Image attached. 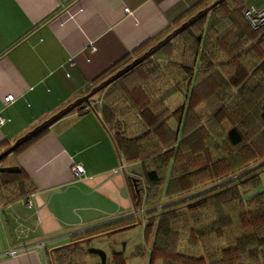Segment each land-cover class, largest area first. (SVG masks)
Instances as JSON below:
<instances>
[{
  "label": "trees",
  "instance_id": "trees-1",
  "mask_svg": "<svg viewBox=\"0 0 264 264\" xmlns=\"http://www.w3.org/2000/svg\"><path fill=\"white\" fill-rule=\"evenodd\" d=\"M213 1L191 7L176 27ZM242 6L243 0L217 4L95 94L92 109L72 111H97L122 159L140 163L137 209L151 203L143 214L146 246L137 254L147 250L150 264H264V25L250 26ZM159 40L138 46L112 73ZM11 144H0V153ZM33 189L22 171L0 172V201ZM136 220L111 221L86 235ZM96 237L53 248L52 264H89L88 242ZM122 261L114 251L111 262Z\"/></svg>",
  "mask_w": 264,
  "mask_h": 264
},
{
  "label": "crops",
  "instance_id": "crops-1",
  "mask_svg": "<svg viewBox=\"0 0 264 264\" xmlns=\"http://www.w3.org/2000/svg\"><path fill=\"white\" fill-rule=\"evenodd\" d=\"M202 1L0 0V144H13L88 93L134 49L165 37ZM9 94L15 98L6 102ZM78 162L83 177L73 174ZM119 162L107 129L90 109L70 112L25 150L9 154L0 166H18L34 189L0 201V264H52L53 248L134 216L123 170L113 172ZM129 163L123 160L124 169Z\"/></svg>",
  "mask_w": 264,
  "mask_h": 264
},
{
  "label": "water",
  "instance_id": "water-1",
  "mask_svg": "<svg viewBox=\"0 0 264 264\" xmlns=\"http://www.w3.org/2000/svg\"><path fill=\"white\" fill-rule=\"evenodd\" d=\"M223 1L224 0H214L210 5L200 9L198 12H196L194 15H192L186 21L182 22L179 26L175 27L170 33H168L165 37L160 39L156 44H154L152 47H150L148 50H146L140 56L134 58L131 62L127 63L126 65H124L123 67H121L120 69H118L117 71L112 73L110 76H108L107 78L103 79L98 84L94 85L88 93H86L85 95L79 96L74 101H72L68 105L64 106L63 108H61L56 113L52 114L49 118L45 119L40 124L36 125L34 128L29 130L27 133H25L24 135L20 136L9 148H7L5 151L0 153V160H2L6 156H8L12 152H14L18 147H20L24 143L28 142L29 140H31L32 138H34L35 136H37L38 134H40L41 132H43L44 130L49 128L53 123H55L60 118H62L65 115L69 114L70 112H72L78 106H81V105L83 106L84 104H87L88 107L90 109H92L91 98L95 94H97L104 87L108 86L109 84H111L112 82H114L115 80L120 78L122 75H124L125 73L130 71L132 68L136 67L138 64H140L144 60L149 58L156 51H158L160 48H162L164 45H166L169 41H171L175 36H177L179 33L183 32L188 27L193 25L196 21H198L200 18L205 16L213 7H215L217 4H219V3L223 2ZM93 111L97 115V117L100 119L102 124L104 125L99 113H97V111H95L94 109H93ZM105 128L107 129V131H108V133H109V135H110V137H111V139L113 141V144L115 146L116 152H117L118 157H119V160H120V162L122 164V170H123V173H124V176H125V179H126V183H127L128 189H129V193H130V197H131V201H132V205H133V210H134V212H138L137 203H138V201H139V199L141 197V190H142V188L138 187V179L139 178H137V177H130L129 178L127 173H125L124 167H123V160H122V156H121L120 150L118 148V145H117L114 137L112 136V134L108 130V128L106 126H105ZM19 171H20V168L18 166H0V172L12 173V172H19ZM130 183H132L134 191H135V193L137 195L136 199H134V196H133V193H132V190H131V187H130ZM136 218H137V220L134 223H130L128 225H124V226H121V227H118V228H115V229H112V230H109V231H106V232H102L100 234H96L95 236H100V235H106V234L114 233V232H117V231H121V230L130 228L132 226L141 224L142 223V219L140 218V215H137ZM95 236H90V237H87L85 239H89V238H92V237H95ZM85 239H81L80 241L85 240ZM89 251L98 254L100 256V258H101V264H106L107 254H106V252L103 249L89 248Z\"/></svg>",
  "mask_w": 264,
  "mask_h": 264
},
{
  "label": "rangeland",
  "instance_id": "rangeland-1",
  "mask_svg": "<svg viewBox=\"0 0 264 264\" xmlns=\"http://www.w3.org/2000/svg\"><path fill=\"white\" fill-rule=\"evenodd\" d=\"M124 171L125 173L129 174V178L137 177V175L141 171L140 163L132 162L129 164H125ZM131 171L136 172V174L130 175ZM120 175L122 177L124 176L123 171L121 172ZM261 181H262V187L264 188V173L261 174ZM162 187H163L162 190L164 191L166 187V181H164ZM150 203L151 202L143 201L139 204L140 210L142 211L143 214L147 212V206L150 205ZM143 214H141L142 215L141 224L89 240L88 249L89 248L103 249L107 254L106 264H113L111 261H112V254L114 251L123 254V261L121 264H150V259L147 250H145V255L137 254L138 250L141 247L146 246V242L144 239V229H145L146 219L143 216ZM88 261L89 264H98L101 263V258L99 255L92 253L89 255Z\"/></svg>",
  "mask_w": 264,
  "mask_h": 264
},
{
  "label": "built area",
  "instance_id": "built-area-1",
  "mask_svg": "<svg viewBox=\"0 0 264 264\" xmlns=\"http://www.w3.org/2000/svg\"><path fill=\"white\" fill-rule=\"evenodd\" d=\"M126 12H130V9L128 7L125 8ZM242 13L250 26L253 28H259L262 25H264V0H245L242 6ZM14 95L9 94L5 97L6 102H11L14 100ZM3 117L0 116V121H3ZM122 170V166L116 168L113 170V172L117 173ZM73 174L76 177H83L85 176L86 170L82 163H74L72 166ZM28 203H32L33 201V195L31 194L29 197H27ZM134 216L143 214L141 210H138V212H133ZM38 246L43 248L45 246L44 242H38ZM12 250V249H11ZM13 252V250L11 251Z\"/></svg>",
  "mask_w": 264,
  "mask_h": 264
},
{
  "label": "flooded vegetation",
  "instance_id": "flooded-vegetation-1",
  "mask_svg": "<svg viewBox=\"0 0 264 264\" xmlns=\"http://www.w3.org/2000/svg\"><path fill=\"white\" fill-rule=\"evenodd\" d=\"M132 223H134V222H132Z\"/></svg>",
  "mask_w": 264,
  "mask_h": 264
}]
</instances>
